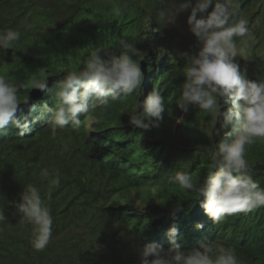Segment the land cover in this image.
Segmentation results:
<instances>
[{
    "label": "trees",
    "instance_id": "16d2710c",
    "mask_svg": "<svg viewBox=\"0 0 264 264\" xmlns=\"http://www.w3.org/2000/svg\"><path fill=\"white\" fill-rule=\"evenodd\" d=\"M237 2L251 38L245 59H234L245 78L264 80V0ZM175 8L174 0H0V32H21L20 41L0 49V76L8 81L35 74L52 87L67 71L78 70L94 48L120 52L121 39L141 51L135 59L144 75L133 94L103 114L82 115L78 128L70 122L54 138L47 127L51 114L23 137L11 123L0 131V208L7 217L0 222V264H140L138 247L144 243L172 246L168 231L174 224L182 250L214 241L233 250L238 264H264V207L216 224L201 206L203 197L198 200L171 180L186 171L202 184L223 135H215L209 113L191 106L184 112L176 103L187 63L182 53L191 54L197 41L190 30L178 38L170 23L156 21L160 10L169 19ZM190 13V8L178 13L188 28ZM236 42L244 46L240 38ZM155 87L164 96L163 120L147 131L136 128L129 123L132 107ZM18 95L29 96L28 104L20 105L24 112H17L29 121L45 103H55L54 90ZM246 159L264 188V142L249 146ZM44 168L52 173L48 179L40 175ZM57 176L59 184L50 189ZM27 185L38 188L53 217L42 251L31 246V226L17 224L14 202ZM177 204L182 210L175 211Z\"/></svg>",
    "mask_w": 264,
    "mask_h": 264
},
{
    "label": "clouds",
    "instance_id": "9594fccd",
    "mask_svg": "<svg viewBox=\"0 0 264 264\" xmlns=\"http://www.w3.org/2000/svg\"><path fill=\"white\" fill-rule=\"evenodd\" d=\"M174 2L176 8L169 16L170 20L167 11L160 10L156 21L174 22L178 13L190 8L187 24L197 41L191 54L182 53L187 63L181 95L176 103L184 112L191 106L209 113L215 135H223L216 150L210 153L212 163L202 184L197 186L186 171L176 172L171 180L181 189L194 192L198 200L203 197L201 206L205 213L219 224L229 216L241 212L247 214L264 207V188L253 179L251 165L246 159L249 146L264 142V80L245 78L234 59L237 56L245 59L247 41L251 38L248 21L238 16L237 0H195V4L193 0H182L178 5L176 0ZM212 5L214 7L209 12ZM236 38H240L244 46L238 47ZM20 40L21 32L18 30L0 32V49H9ZM119 45L121 51L118 53L94 48L78 70L67 71L52 87H49L47 79L35 74L19 83L0 76V131H5L11 123L23 137L32 131V124L51 114L47 127H50L54 138L70 122L71 127L78 128L82 115L87 116L96 110L103 114L113 103L133 94L144 78L141 65L135 59L141 51L124 39L119 40ZM29 89L54 90L55 99L52 106L45 103L40 115L33 117L32 121L17 116L18 111L24 112L20 105L29 102V96L20 97L18 93ZM221 105L228 107L222 111ZM36 108L35 104L31 105L32 111ZM165 108L164 96L155 87L133 105L129 123L145 131L158 127ZM40 175L48 179L52 173L44 168ZM49 183L50 189L58 185V176ZM20 196V202H14L20 214L17 224L20 227L31 226V246L42 251L52 236L51 211L33 185L24 186ZM180 210L182 204H177L175 211ZM6 219L4 209L0 208V222ZM195 227L202 229L203 224L197 223ZM177 233L178 228L174 224L168 231L172 246L167 250L156 242L139 246L140 264H238L233 250L214 241L182 250L176 243Z\"/></svg>",
    "mask_w": 264,
    "mask_h": 264
},
{
    "label": "rangeland",
    "instance_id": "374dc122",
    "mask_svg": "<svg viewBox=\"0 0 264 264\" xmlns=\"http://www.w3.org/2000/svg\"><path fill=\"white\" fill-rule=\"evenodd\" d=\"M175 22H173V26H176V30L182 35L186 34L189 28L187 27L186 23L184 22V18L181 15H176ZM175 24V25H174Z\"/></svg>",
    "mask_w": 264,
    "mask_h": 264
},
{
    "label": "bare ground",
    "instance_id": "6f19581e",
    "mask_svg": "<svg viewBox=\"0 0 264 264\" xmlns=\"http://www.w3.org/2000/svg\"><path fill=\"white\" fill-rule=\"evenodd\" d=\"M174 18H175V17H174ZM174 18H173V19H174ZM174 22H175V21H174ZM170 24L172 25V30H173L174 28L176 29V26H175V27L173 26V22H171ZM174 25H175V24H174ZM175 31H176V30H175ZM176 33H177V35H178V38H179V35H180V34H179V32H178V31H176ZM163 49H164V48H163Z\"/></svg>",
    "mask_w": 264,
    "mask_h": 264
}]
</instances>
